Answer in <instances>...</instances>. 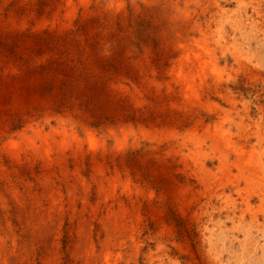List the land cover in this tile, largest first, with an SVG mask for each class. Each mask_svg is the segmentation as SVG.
Returning a JSON list of instances; mask_svg holds the SVG:
<instances>
[{
  "label": "rangeland",
  "instance_id": "obj_1",
  "mask_svg": "<svg viewBox=\"0 0 264 264\" xmlns=\"http://www.w3.org/2000/svg\"><path fill=\"white\" fill-rule=\"evenodd\" d=\"M240 1L217 43L214 0H0V264H264V59L230 40ZM183 34L222 69L182 60Z\"/></svg>",
  "mask_w": 264,
  "mask_h": 264
},
{
  "label": "bare ground",
  "instance_id": "obj_2",
  "mask_svg": "<svg viewBox=\"0 0 264 264\" xmlns=\"http://www.w3.org/2000/svg\"><path fill=\"white\" fill-rule=\"evenodd\" d=\"M187 1V0H186ZM195 1V0H194ZM199 1V0H198ZM231 0H229V2H230ZM240 1V0H239ZM243 1V0H242ZM242 1H240V5H241V2ZM189 2V1H188ZM224 2V1H223ZM192 4V3H191ZM190 4V5H191ZM210 4V3H209ZM225 4V3H224ZM244 4V3H243ZM245 6H244V8H243V11L245 10V21L246 22H242L240 19L239 20H236V23H235V26L231 29V31H230V34H231V37H230V40H232V42L235 44V42H236V40L238 41V35H239V33H240V35L245 39V42H244V44H245V47H246V49L245 50H247L248 52L249 51H252V45H253V42L251 41V39L253 38V39H255V41H256V44L258 43L259 44V48H254V52H256V53H258V54H261V60L262 59H264V0H247V2H245ZM184 5H185V3H184ZM188 5V4H187ZM189 5V6H190ZM239 5V6H240ZM193 6V5H192ZM195 6V5H194ZM214 8H215V11H212L211 12V15L209 16V18H208V20H209V24L211 23V22H213V21H216L218 24V27L216 28V32L218 33V34H216V36H218L217 37V39L216 38H214V39H216V41H217V43H220V40L223 38V32H221L222 31V24H220L221 23V18H219L222 14H225L226 12H225V10H224V7H223V4L220 2V0H214ZM235 6V5H234ZM206 7V6H205ZM211 7V6H210ZM242 7V6H241ZM182 8V7H181ZM196 8V7H195ZM237 8V7H236ZM208 9V8H207ZM234 9H235V7H234ZM239 9H241V8H239ZM195 10V9H194ZM233 10V9H232ZM184 11H185V9H184ZM183 11V12H184ZM196 11V10H195ZM198 11H199V9H198ZM242 11V12H243ZM206 12V11H205ZM208 12V11H207ZM230 12V11H229ZM228 12V13H229ZM233 12V11H232ZM191 13V12H190ZM189 13V14H190ZM198 14H199V12H197ZM209 13V12H208ZM240 13V12H239ZM186 14V13H185ZM195 14H196V12H195ZM210 14V13H209ZM230 14V13H229ZM183 15V14H182ZM236 15V14H235ZM237 15H238V13H237ZM178 16V15H177ZM189 16V15H188ZM201 16V15H200ZM179 17H181V16H179ZM193 18H194V16H192ZM216 17H218L219 19L217 20L216 19ZM224 17V16H223ZM226 17V16H225ZM225 17H224V19H225ZM240 17V16H239ZM196 18V17H195ZM192 19V18H191ZM190 19V20H191ZM197 19V18H196ZM223 18H222V20H224ZM189 20V19H188ZM207 20V21H208ZM178 21H180V20H178ZM194 21V20H193ZM227 21V20H226ZM233 21H234V19H233ZM224 22V21H223ZM222 22V23H223ZM184 23V22H183ZM182 23V24H183ZM194 23H195V21H194ZM200 23V22H199ZM226 23V22H225ZM230 23H231V21H230ZM185 24V23H184ZM184 24H183V27H184ZM197 24V23H196ZM243 24V26H241ZM180 25V24H179ZM186 25V24H185ZM193 25V24H192ZM199 25V24H198ZM205 25V24H204ZM203 25V27H205ZM208 25V24H207ZM233 25V24H232ZM166 26H168V27H170L169 25H166ZM213 26V25H212ZM182 27V26H181ZM194 27V26H193ZM210 27V26H209ZM197 28H198V26H197ZM206 28V27H205ZM205 28H204V30H205ZM229 28V27H228ZM227 28V29H228ZM179 29V28H178ZM177 29V30H178ZM192 29V28H191ZM208 29V28H207ZM213 29H214V27H213ZM183 30V29H182ZM181 30V31H182ZM185 30V29H184ZM180 31V30H179ZM179 31H177V32H179ZM212 31H214V30H212ZM183 32V31H182ZM189 32V31H188ZM188 32H187V34H188ZM196 32V31H195ZM199 32V31H198ZM225 32V31H224ZM190 33V32H189ZM187 34H186V36H187ZM202 34V33H201ZM210 34V33H209ZM225 34V33H224ZM176 35V34H175ZM174 35V36H175ZM178 35V34H177ZM189 35V34H188ZM203 35V34H202ZM201 37V36H200ZM200 37H197V38H200ZM202 37H204V36H202ZM201 37V38H202ZM208 37H210L211 39H212V37L211 36H208ZM175 39H176V37H174ZM180 41H179V44H180V46L182 47V49H183V58H182V60H184V61H189V59H190V57H193L194 58V60L196 59L197 60V62H198V66H200V68H202V66L203 65H209L208 67L210 68V70L212 69V71L211 72H213L214 70L218 73V71H220L222 68L220 67V66H218V63H217V59H216V57L214 56V55H212V54H210V50H208V47L205 45L206 43H204V45L203 46H201L200 44V46H201V50H203V52H204V54H206L207 55V57H204V55L202 54V53H198V52H195V51H193L192 49H191V45L192 44H195V45H197L198 43H199V41H198V39H194V38H192L191 40H188L189 38L188 37H185V35L183 34V35H180V37L178 38ZM205 39V38H204ZM200 40V39H199ZM191 41V42H190ZM211 41V40H210ZM214 41V40H213ZM212 41V42H213ZM241 41V40H240ZM239 41V42H240ZM244 41V40H243ZM222 42H223V40H222ZM231 42V41H230ZM229 42V43H230ZM231 42V43H232ZM201 43V42H200ZM208 43V42H207ZM225 43V42H224ZM211 44V43H210ZM227 44V43H226ZM243 44V43H242ZM215 45H216V42H215ZM179 46V47H180ZM221 47H222V45H220ZM235 47H236V45H234ZM234 46H231L232 48L234 47ZM242 47V46H241ZM258 47V46H257ZM224 48H225V46H224ZM223 48V49H224ZM239 48V47H238ZM237 47L235 48L236 49V51H237V49H238ZM180 49V48H179ZM199 49V48H198ZM222 49V50H223ZM226 49V48H225ZM195 50V49H194ZM244 50V51H245ZM214 51V50H213ZM219 51V50H218ZM233 51H234V48H233ZM223 52V51H222ZM240 52H242V51H240ZM239 52V53H240ZM247 52V53H248ZM253 52V53H254ZM227 53H229V51L227 52ZM244 53V52H243ZM246 53V52H245ZM235 54V53H234ZM235 55H237V54H235ZM248 55V54H247ZM254 56H255V54H253ZM217 56H218V54H217ZM232 56V55H231ZM240 56V55H239ZM244 56H245V54H244ZM250 56V55H249ZM221 57H222V55H221ZM233 57V56H232ZM237 57V56H236ZM242 57V56H241ZM248 57V56H247ZM243 58V57H242ZM249 58V57H248ZM254 58V57H253ZM256 58V57H255ZM180 59V61H181V58H179ZM232 59V58H231ZM235 59V58H234ZM240 59V58H239ZM244 59V58H243ZM238 59H236V61H237ZM246 60V59H245ZM255 60V59H254ZM260 60V59H259ZM183 61V62H184ZM241 61V60H240ZM177 62H179V60L177 61ZM182 62V63H183ZM225 62H227V61H225ZM247 62V61H246ZM255 61H253V63H254ZM180 63V62H179ZM195 63H196V61H195ZM222 63V62H221ZM229 63V62H228ZM232 63H233V61H232ZM234 63H236V62H234ZM259 63V62H258ZM262 63V62H261ZM184 64V63H183ZM189 64V63H188ZM190 64H193V63H190ZM189 64V65H190ZM224 64V63H223ZM242 64V63H241ZM245 64V63H244ZM256 64V63H255ZM181 65V64H180ZM257 65V64H256ZM194 66V65H193ZM230 66V65H229ZM236 66V65H235ZM241 66H243V65H241ZM249 66V65H248ZM204 67V66H203ZM219 67L221 68L220 70H218L219 69ZM226 67V66H225ZM238 67H240V66H238ZM238 67H237V69H238ZM250 67V66H249ZM173 68V67H172ZM179 68V69H178ZM178 68H173V69H178V73H179V76L181 77V79L186 83V86L185 87H187V88H189L188 86L190 85V82L192 81V79L194 78L193 76H195L193 73L195 72L196 73V69H193V67H192V69H186V68H184V67H178ZM207 68V67H206ZM209 68H208V70L207 71H210L209 70ZM230 68V67H229ZM243 68V67H242ZM259 68V67H258ZM197 69H199V68H197ZM226 69V68H225ZM255 69V68H254ZM200 70V69H199ZM202 70V69H201ZM218 70V71H217ZM229 70V69H228ZM232 70H233V68H232ZM239 70V69H238ZM237 70V71H238ZM174 71V70H173ZM230 71V70H229ZM224 72V71H223ZM232 72V71H231ZM236 72V71H235ZM256 72V71H255ZM214 73V72H213ZM216 73V74H217ZM222 73V72H221ZM220 73V74H221ZM228 73H230V72H228ZM243 73V72H242ZM199 74V73H198ZM198 74H197V76H198ZM202 74V73H201ZM205 74V73H204ZM210 74V73H209ZM235 74V73H234ZM244 74V73H243ZM246 74H248V73H246ZM251 74V73H250ZM260 74H261V72H260ZM260 74H259V76H260ZM236 75V74H235ZM252 75H254V74H252ZM210 76H212V75H210ZM215 76V75H214ZM222 76V75H221ZM228 76V75H227ZM226 76V77H227ZM258 76V77H259ZM263 76V75H262ZM200 77H203V76H200ZM208 77V76H207ZM216 77H218V76H216ZM228 77H231V76H228ZM233 77V76H232ZM231 77V78H232ZM253 77V76H252ZM197 79L199 78V77H196ZM204 78V77H203ZM202 78V79H203ZM210 78V77H209ZM254 78H255V76H254ZM178 79V78H177ZM201 79V80H202ZM217 79V78H216ZM225 80H226V78H224ZM235 79V78H234ZM243 79V78H242ZM250 79V78H249ZM180 80V79H179ZM178 80V81H179ZM196 80V79H195ZM200 80V81H201ZM204 80V79H203ZM211 80V79H210ZM215 80V79H214ZM224 80V81H225ZM200 81L198 82V83H200ZM220 81V80H219ZM223 81V82H224ZM233 81V80H232ZM245 81V80H244ZM247 81V80H246ZM245 81V82H246ZM254 81V80H253ZM214 82V81H213ZM217 82H218V80H217ZM243 82V81H242ZM241 82V83H242ZM244 82V83H245ZM251 82V81H250ZM188 83V84H187ZM192 83L193 84H197L196 82L194 83L193 81H192ZM211 83V82H210ZM238 83V82H237ZM240 83V85L239 86H242V84ZM204 84V83H203ZM221 84V83H220ZM234 84V83H233ZM232 84V85H233ZM188 85V86H187ZM213 85V84H212ZM225 85H226V82H225ZM183 86V85H182ZM198 86V85H197ZM214 86H216V85H214ZM248 86V85H247ZM246 86V87H247ZM259 86V85H258ZM257 86V87H258ZM190 87H191V85H190ZM194 87V86H193ZM206 87H207V85H206ZM206 87H204V89H206ZM244 87V86H243ZM242 87V88H243ZM251 87V86H250ZM195 88V87H194ZM216 88V87H215ZM218 88V87H217ZM252 88H253V86H252ZM191 89V88H190ZM192 90V89H191ZM196 90V89H195ZM255 90H256V88H255ZM183 91V90H182ZM197 91V90H196ZM199 91V90H198ZM208 91V90H207ZM215 91H217V89L215 90ZM219 91V90H218ZM245 91V90H244ZM184 92V91H183ZM192 92H194V90H192ZM256 92V91H255ZM188 93H189V91H188ZM191 93V92H190ZM196 92H194V94H195ZM198 93V92H197ZM197 93H196V95H197ZM209 93V92H208ZM220 93V92H219ZM218 93V94H219ZM262 93V92H261ZM201 94H203V93H201ZM263 94V93H262ZM188 95H192V94H188ZM206 95V94H205ZM204 95V96H205ZM247 95V94H246ZM202 96V95H201ZM255 96V95H254ZM207 97V96H206ZM248 98H249V96H248ZM259 99V98H258ZM260 100V99H259ZM198 101H200V99L198 98ZM210 101V100H209ZM249 101V100H248ZM251 101V100H250ZM254 101H255V99H254ZM207 103H208V101H206ZM244 102H245V100H244ZM196 104H198V102L196 103ZM202 104V103H201ZM249 104H250V102H249ZM259 106V105H258ZM119 130V129H118ZM216 130V129H215ZM219 130V129H218ZM225 131H227L228 132V130H225ZM208 132V131H207ZM216 132H218V131H215V133ZM221 132V131H220ZM223 133V132H222ZM221 133V134H222ZM93 133H92V131H91V134H87L88 135V139L91 141V142H94V137H93V135H92ZM214 134V133H213ZM224 134V133H223ZM222 134V135H223ZM230 134V133H229ZM45 135V134H44ZM86 135V136H87ZM216 134H214V136H215ZM221 135V136H222ZM225 135H227L226 133L224 134V136ZM231 135V134H230ZM40 136V135H39ZM69 136H71V135H69ZM229 136V135H228ZM41 137V136H40ZM74 137V136H73ZM218 138V137H217ZM219 138H221V137H219ZM226 138V137H225ZM224 138V139H225ZM230 138V137H229ZM47 140H48V138H46ZM214 139H216V138H214ZM62 140V139H61ZM226 140H227V138H226ZM26 141V140H25ZM64 141V140H63ZM215 141V140H214ZM217 141V140H216ZM219 141V140H218ZM217 141V142H218ZM223 141V140H222ZM230 141V140H229ZM236 141V140H235ZM62 142V141H61ZM13 143V142H12ZM50 143V142H49ZM224 143V142H223ZM231 143V142H230ZM229 143V144H230ZM234 143V142H233ZM228 144V145H229ZM222 145H224V144H222ZM231 145H232V143H231ZM11 146H12V144H11ZM233 146V145H232ZM231 146V147H232ZM235 146V145H234ZM233 146V147H234ZM52 147V146H51ZM60 147V146H59ZM58 147V148H59ZM63 149L65 148V146H61ZM232 147V148H233ZM237 147H239V146H237ZM236 147V148H237ZM242 147V146H241ZM45 149H47L48 150V143H45V147H44ZM42 149H43V147H42ZM51 149V148H50ZM62 149V150H63ZM227 149V148H226ZM228 149H231L230 148V146H229V148ZM227 149V150H228ZM238 149V148H237ZM234 150V149H233ZM245 150V149H244ZM64 151V150H63ZM48 152V151H47ZM46 152V153H47ZM234 152H236V151H234ZM241 152H243V149H242V151ZM252 152V151H251ZM44 153V152H43ZM61 153H62V151H61ZM237 153H238V151H237ZM59 154V153H58ZM251 154V153H250ZM249 153H248V155H250ZM257 154V153H256ZM255 154V155H256ZM245 155V154H244ZM247 154H246V156H248ZM251 156H252V154H251ZM239 157H240V155H239ZM243 157V156H242ZM250 157V156H249ZM258 157V156H257ZM241 158V157H240ZM246 159H249L248 157H245ZM252 158H253V156H252ZM259 158V157H258ZM256 160H257V158H255ZM241 160V159H240ZM244 161H245V159H243ZM255 161V160H254ZM242 162V161H241ZM256 162H258V161H256ZM254 164H255V162H253ZM240 164V163H239ZM259 164H260V162H259ZM258 164V165H259ZM247 165V164H246ZM246 165H244L245 167H247ZM252 166V165H251ZM260 167H259V169L262 167L261 165H259ZM253 167V166H252ZM251 168V167H250ZM249 168V169H250ZM263 168V167H262ZM248 169V168H247ZM253 170H254V168H253ZM262 170H264V169H262ZM251 171V170H250ZM252 172V171H251ZM253 173L255 174L256 172L254 171V172H252V175H253ZM258 173V172H257ZM264 173V172H263ZM259 176H260V178H263V176H261L260 174H258ZM251 176V175H250ZM254 176V175H253ZM252 177V176H251ZM253 178H255V177H253ZM257 178V177H256ZM77 180H78V178H77ZM262 180V179H261ZM79 181V180H78ZM77 181V183H80V182H78ZM83 182V181H82ZM81 182V183H82ZM264 182V181H263ZM83 184V183H82ZM81 184V185H82ZM50 186V185H49ZM51 187V186H50ZM262 192V191H261ZM51 195V194H50ZM264 194L262 193V196H263ZM263 200V199H262ZM31 207V206H30ZM28 209V208H27ZM263 210V209H262ZM39 212H41L40 210H39ZM263 212V211H262ZM43 213V212H42ZM263 214V213H262ZM47 215V214H46ZM49 216V215H48ZM39 218H41V217H39ZM46 219V218H45ZM49 219V218H48ZM85 250V249H84ZM91 250H93V249H91ZM86 252V251H85ZM91 253V252H90ZM109 252H107L105 255H104V260L108 263V262H110V258H109ZM90 255V254H89ZM112 256V255H111ZM113 261V260H112Z\"/></svg>",
  "mask_w": 264,
  "mask_h": 264
}]
</instances>
